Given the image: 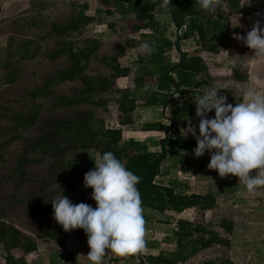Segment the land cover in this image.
Wrapping results in <instances>:
<instances>
[{
    "label": "rangeland",
    "instance_id": "1",
    "mask_svg": "<svg viewBox=\"0 0 264 264\" xmlns=\"http://www.w3.org/2000/svg\"><path fill=\"white\" fill-rule=\"evenodd\" d=\"M245 2L240 0L239 12H232L227 4L221 8L231 38L242 45L243 41L236 40L235 34L245 35L257 20L264 26V0H251L243 5ZM84 4L88 6L85 15L94 20L81 32L56 37L52 27L68 24ZM167 11L163 7L156 9L155 25L137 31L127 24L131 14L115 11L114 0H0V227L12 226L26 240L24 244L27 241L35 244L34 251L22 252L25 264H91L86 256L89 252L86 234L82 229L64 231L53 217L51 200L62 191L73 204L91 205L92 189L86 188L83 180L84 174L94 169L99 151L68 149L63 135L54 138L57 146L65 149L61 156L56 152L28 150L31 140L43 131H51L49 126L61 120L91 117L92 123L103 122L105 128H120L123 141L135 139L148 151L159 152V142L168 128L167 135L171 138L196 142L191 135L183 136L182 129L189 120L193 126L198 125L193 98L209 87L219 88L218 95L226 96V103L233 106L241 102L248 89L264 93V55L237 46L209 53L195 38H189L179 41V49L189 56L201 57L207 73L199 76L198 85L184 94L168 91L173 101L167 108L146 107L145 98L156 90L155 79L160 74L157 64L150 60L155 56L163 66L175 65L179 60L175 46L164 54L159 51L160 46L166 48L165 41L175 44L184 32L171 25ZM210 16L214 14L208 13L203 20ZM237 21L240 26H236ZM144 40L154 45L150 56L140 50ZM69 48L74 53H87L95 48L88 61L81 62L82 76L89 83L109 78L113 74L110 66L116 64L128 73L114 81L111 92L86 94L88 104L62 106L60 99L73 98L85 89L80 78L53 81L59 70L70 65ZM59 51L61 54L55 59L49 57ZM236 74L243 80L237 79ZM47 83L50 85L46 87ZM125 90L136 103L131 113L132 124L120 127L118 92ZM207 115L212 118L214 111ZM148 123H160L163 130L145 132ZM166 154L155 182L171 186L179 194L214 196V207L208 211L193 208L164 213L143 208L145 248L123 257L108 254L104 264H145L146 256L174 252V232L180 220L200 225L229 241L228 247L215 244L184 264H264V188L253 194L237 177H220L216 170L207 167L208 152L196 157L168 147ZM182 156H187V160H181ZM21 158L26 159L23 167L19 164ZM221 220L232 223L231 235L218 227ZM52 225L60 232V245L38 239ZM5 257L0 245V264H6Z\"/></svg>",
    "mask_w": 264,
    "mask_h": 264
},
{
    "label": "trees",
    "instance_id": "2",
    "mask_svg": "<svg viewBox=\"0 0 264 264\" xmlns=\"http://www.w3.org/2000/svg\"><path fill=\"white\" fill-rule=\"evenodd\" d=\"M161 2L162 0H114V6L116 12L131 14L132 19L127 22L128 26L133 27L134 30L141 31L145 30L147 26L155 25L154 12L161 7ZM222 4H227L232 12H239L240 10V0H218V7L213 13L214 16L203 20L209 12L199 7V0H170L171 8L167 11L170 23L176 31L184 29V32L176 40L175 44L165 41L166 48L164 49L160 46L159 51L160 54H164L165 51L175 46L179 51V60L178 63L171 66H163L161 60H156L155 56L153 57L154 59L150 60V63L157 64L160 74L155 79L156 90L151 91L145 98L146 102L144 105L146 107L167 108L173 101L171 96L167 94L168 91L173 89L175 93L184 94L198 85L197 78L199 76L207 73V68L201 57L189 56L181 52L178 45L180 40L195 38L201 48L214 54L221 48H236V46L246 52L249 51L248 47L240 43H234L231 38V31L225 25V15L221 12ZM87 9L88 6L86 4L82 5L76 15L69 20L68 24L52 27V33L56 37H61L73 32H81L94 20L92 16L85 15ZM94 51L95 48L87 53L83 51L74 53L69 48L70 65L59 70L53 81L66 82L80 78L85 85V89L73 98L60 99L59 103L62 106L73 107L79 104H88L90 99L86 97V94L111 92L115 85L114 81L127 75L128 70L121 69L116 64L110 66L113 69V74L109 78H100L93 81L94 83L87 82L82 76L83 67L81 62H87ZM60 54L61 51L49 55V57L55 59ZM113 61L115 62V59ZM236 78L243 80L237 74ZM9 81L11 82V80ZM49 85L50 83H47L46 87ZM139 85L137 83L136 87H139ZM118 93L121 94L117 107L120 113L118 124L120 127L129 126L132 124L131 113L135 109L136 101L131 98L128 90ZM99 105H102V103H99ZM48 128L51 129L50 132L43 131L40 136L31 140L28 150H32V152L38 150L43 154L56 152L61 156L65 149H60L54 138L63 135L68 143V149L99 151V155L106 151L113 152L125 164L127 169L140 177L137 187L140 192L142 206L145 209L160 213L183 212L193 208L208 211L216 203L214 196L179 194L173 187L162 186L155 182V178L160 175L161 166L166 159V149L168 147L190 154H193V150L196 147V142L171 138L167 135L169 128L165 130L166 135L159 142V152L148 151L145 146H142L141 142L135 139L123 141L120 128H105L103 122L92 123L91 117L90 119L84 117L61 120ZM144 130L149 133H158L163 130V126L160 123H148L145 125ZM186 157L182 156L181 160H187ZM25 163V158L19 160V164L22 167ZM19 171L22 173L21 167H19ZM69 191L68 189L66 195H68ZM91 206L93 208L96 207L93 199ZM218 227L227 235H231L233 232L232 223L226 220H221ZM174 235L176 237V250L168 255L146 256L145 264H184L201 250L208 249L215 244L229 246V241L219 236L220 234L207 230L200 225H192V223L185 220L178 221L177 231L174 232ZM38 239H49L58 245L61 243L60 232L55 225L47 227L38 236ZM23 240L21 233L17 229L12 226L7 228L2 224L0 227V245H2L6 253V264H25L22 252L30 253L35 250L36 246L34 243L27 241L24 244Z\"/></svg>",
    "mask_w": 264,
    "mask_h": 264
},
{
    "label": "clouds",
    "instance_id": "3",
    "mask_svg": "<svg viewBox=\"0 0 264 264\" xmlns=\"http://www.w3.org/2000/svg\"><path fill=\"white\" fill-rule=\"evenodd\" d=\"M246 0L243 4H249ZM242 5V6H243ZM241 6V7H242ZM161 7L170 9V0H162ZM199 7L214 13L218 0H199ZM236 26H240L237 24ZM243 41L254 54L264 55V26L255 21L243 36ZM146 56L155 48L148 40L139 45ZM220 89L209 87L193 98L197 126L189 120L182 129L183 136L196 140L193 154L203 156L207 151L209 169L220 177L235 176L249 193L264 188V93L256 88L244 92L241 102L233 106L227 97L218 95ZM214 116L208 118V113ZM198 133V134H197ZM253 170H256L253 174ZM140 177L127 169L111 151L103 152L94 160V169L84 174V186L92 189L96 207L84 202L73 204L60 192L51 200L53 217L64 231L82 229L87 236L91 264H104L108 254L127 256L142 251L146 246L145 219L138 190Z\"/></svg>",
    "mask_w": 264,
    "mask_h": 264
}]
</instances>
